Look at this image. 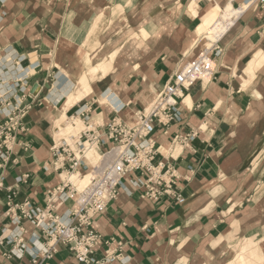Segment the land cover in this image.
<instances>
[{
    "label": "crops",
    "instance_id": "1",
    "mask_svg": "<svg viewBox=\"0 0 264 264\" xmlns=\"http://www.w3.org/2000/svg\"><path fill=\"white\" fill-rule=\"evenodd\" d=\"M128 1L0 0V97L3 105L6 100L24 114V132L16 134L10 160L0 169V264H78L60 243L44 259L43 234L27 220L13 224L7 207L8 190L16 194L13 204L43 208L47 192L61 184L50 150L58 131L54 111L64 97L54 103L53 86L60 76L73 80L77 75L76 48L98 55L114 39L112 30L127 24L128 40L113 71L65 115L70 120L85 106L89 124L106 125L115 117L130 124L134 113L152 103L169 78L202 51H194L197 42L183 54L194 27L186 8L193 3L201 14L216 2L221 9L227 4L242 9L250 0H176L167 34L161 32V0H130L131 6ZM103 7L108 12L91 33ZM141 28L149 32L148 40L139 34ZM220 45L224 52L213 79L183 92L181 122L155 125L154 163L177 170L175 190L183 203L168 197L142 199L127 177L118 198L93 221L99 234L97 259L114 254L117 259L110 264H230L244 245L264 257V63L244 72L254 53L264 54V8L248 10ZM134 64L136 71L131 70ZM114 86L116 96L110 97ZM190 132H197V138L186 146L172 143ZM72 207L69 201L54 214L63 216Z\"/></svg>",
    "mask_w": 264,
    "mask_h": 264
},
{
    "label": "built area",
    "instance_id": "2",
    "mask_svg": "<svg viewBox=\"0 0 264 264\" xmlns=\"http://www.w3.org/2000/svg\"><path fill=\"white\" fill-rule=\"evenodd\" d=\"M199 1L201 0H192L194 3ZM243 4L245 8L242 9L241 5L232 6L234 24L248 10L264 8V0H250ZM222 11L228 13L226 6ZM224 15L222 14L221 20H224ZM234 24L228 27L227 32ZM217 25L216 23L213 28ZM227 32L221 34L210 47H204L192 62L182 65L155 95L150 111L145 113L143 109L134 113L132 123H124L115 117L106 125L89 127L90 109L82 106L75 112L74 117L83 120L85 129L75 136H70L68 140H59V144L53 146L50 151L54 158L53 168L60 171V176L77 172L87 174L91 177L87 186L78 190L61 180L60 186L47 192L48 198L43 208L32 207L28 202L13 204L16 194L8 190L7 207L8 213L12 214L11 222L18 226L23 220H27L43 234L46 245L40 253L44 259H50L51 254L55 252V245L60 243L67 246L78 264H110L115 261L117 256L114 254L104 255L102 259L95 257L94 246L99 240V234L93 228V221L118 198L123 181L127 177L130 178L129 185L141 192L142 199L156 201L168 197L178 204L183 203L184 198L175 190L180 179L177 170L163 162L154 163L158 155L153 138L155 125L167 127L181 122L182 113L178 102L183 92L197 82L208 83L213 79L217 59L224 52L220 41ZM1 99L2 97L0 169L10 160L16 145V134L24 132V114L11 109L6 100L3 105ZM196 138L197 132H190L182 137L175 136L172 143L186 146ZM85 143L97 147V162L91 163L86 159ZM27 178L26 175L22 176L17 179V183ZM1 181L2 178L0 188ZM69 201L73 207L66 210L63 216L54 214ZM16 239L21 241L17 237Z\"/></svg>",
    "mask_w": 264,
    "mask_h": 264
},
{
    "label": "bare ground",
    "instance_id": "3",
    "mask_svg": "<svg viewBox=\"0 0 264 264\" xmlns=\"http://www.w3.org/2000/svg\"><path fill=\"white\" fill-rule=\"evenodd\" d=\"M226 8L228 12L227 14L222 13L223 9H221L220 5H218L216 2H213V4L201 14H198L197 7L193 3H191L190 6L186 8L185 14L194 23V27L192 31L187 34V38L184 41V44H183V54L184 55L187 54L195 46L196 44L195 42L197 41L196 39L198 38L200 33H203L205 29L213 26V24L218 23L219 26H223V28H225L226 30L228 29L230 25L234 24L233 17L232 16L230 17L228 15L230 12V9H228L229 6L226 5ZM117 10L121 11L123 10V8L118 7ZM100 11L101 12L99 14L106 15V13L108 12V7H103L101 8ZM222 14H225L224 20L220 19ZM92 27L94 31V28L96 27V23L93 24ZM129 31H130L129 29L124 30V31L121 29L118 32H115L113 34L115 36L114 39L106 46V48L100 54L95 55L93 57L89 56L88 57V60H89L88 69L84 73L81 71L83 66H81L79 62L76 61L78 71H77V75L74 77L73 80H68L64 78L63 76H60L58 78L55 86H53L54 95H53L52 100L55 103L61 97H64V98H62L63 100L61 101L60 108L57 111H54V115H55V127L54 128L56 127L59 128L57 132L61 131L62 133L70 137V136L77 135L80 131L85 129L86 126L83 123V121H81L80 119L73 118L71 120H68L65 115L66 111L69 108L73 107L78 102H80L81 100H83L86 96L91 94L93 92V87L98 86L97 83L99 81H102V80L104 81V79L107 77L110 70H112L116 56L120 48L122 47V45L125 43L126 37ZM123 33H125V36L122 37V39H120ZM139 34L142 36L143 40H147L149 37V32L145 28H141ZM131 36L133 38H137L139 35L132 33ZM86 42H88V40ZM258 56H260L262 60V64L264 63V54L262 53V51L259 50L253 54V59L250 63H247V66L244 72L246 73L252 72L253 65L256 63ZM137 66L139 65L137 64ZM65 79L67 80V82H65ZM103 104L105 105L107 104L106 100L103 101ZM150 106H151V102L145 106V109H144L145 113H148L150 111ZM59 121L67 122V123H65L63 127H60ZM89 125H90L89 127H93L97 125V123L92 122ZM86 144H88L89 146L94 145L90 143H85L84 144L85 149H86V146H85ZM86 152H85V155H86ZM94 152L96 155H99L97 148L94 149ZM98 159L99 157L94 161H90V160L88 161L91 163H94V162H97ZM60 179L66 180L64 182H68L70 184L72 183L74 185L73 186L71 184L73 187L80 190L89 184L91 177L87 174H81L77 172V173H70V174L64 173L60 176ZM246 246L245 245L242 246L240 252L237 253V255H235L236 257L235 261L239 260V264H251L252 262L253 264H264V257L258 250H255L256 248L253 250V261H250L248 256H244L246 255L245 252H247ZM234 262L230 264H233Z\"/></svg>",
    "mask_w": 264,
    "mask_h": 264
},
{
    "label": "rangeland",
    "instance_id": "4",
    "mask_svg": "<svg viewBox=\"0 0 264 264\" xmlns=\"http://www.w3.org/2000/svg\"><path fill=\"white\" fill-rule=\"evenodd\" d=\"M148 0H146V2H147ZM159 2V1H158ZM177 1L176 0H161V3L160 4H162V17H163V19H162V29H161V32H162V34H164V33H166L171 27L169 26V24H170V20H171V16H172V10H173V7H174V5H175V3H176ZM128 3H129V6H131L132 4H131V1L129 0L128 1ZM184 4H185V2H184ZM227 6H229V8L228 9H230V12H229V16L231 17L232 16V6L231 5H229V4H227ZM244 6H245V4H244ZM118 8V7H117ZM245 8V7H244ZM132 13H134V12H132ZM127 15V14H126ZM131 15H133V14H131ZM135 15V14H134ZM133 15V16H134ZM105 15H103V14H99V16H98V18H97V21H96V24L100 21V19H102L103 17H104ZM117 16V14L115 15V17ZM187 17V16H186ZM188 18V17H187ZM189 19V18H188ZM191 21V20H190ZM167 22V23H166ZM116 23V22H115ZM218 24V23H217ZM215 24H213V26H214ZM213 26H211V27H209V28H207V29H205V31L203 32V33H200V35L198 36V38L196 39L197 41L195 42L196 44H197V42H198V45H197V48H195V50L194 51H199V50H202L204 47H210L211 45H212V41L211 40H207V39H212V38H217V39H219L220 38V35L221 34H224L225 32H227V30L225 29V28H223V26H219V24L217 25V27L216 28H213ZM119 27V26H118ZM128 30L129 28H128V26H127V24L126 23H124V26L123 27H121V28H117V30H115V31H113L112 30V33H115V32H118L119 30ZM93 32V29H91V33ZM167 34V33H166ZM132 35V34H131ZM125 36V33H123L122 34V36L120 37V39H122V37H124ZM128 36V35H127ZM164 36V35H163ZM149 38V37H148ZM163 39L165 38V37H162ZM162 39V40H163ZM126 40H127V37H126ZM148 40V39H147ZM195 44V45H196ZM84 46H86V44H84ZM193 52V51H192ZM192 52H190L189 54H188V56L190 55V54H192ZM76 55H77V58H76V60L79 62V64L81 65V66H83L82 67V72L84 73L85 71H87V69H88V63H89V60H88V57H89V54H88V52L87 51H85V50H83L82 48H76ZM135 65V64H134ZM134 65L131 67V70H133V71H136V70H134ZM262 65V60H261V58H260V56H258V58H257V60H256V63L253 65V70L254 69H257V68H259L260 66ZM252 70V71H253ZM113 71V68H112V70H110V72L108 73V75L111 73ZM107 75V76H108ZM114 88H115V91H114V93L112 92V94H111V96L110 97H115L116 96V91H117V89H116V87L114 86ZM150 103V102H149ZM145 109V108H144ZM65 123H67V122H62V121H59V124H60V127H63L64 125H65ZM58 130H59V128H57ZM68 136L67 135H65L64 133H62L61 131H59V132H56L55 134H54V141H53V145L54 146H57L58 144H59V140H61V139H64V140H68ZM86 146V149H88V152H87V154H88V156H87V158L89 157L92 161H94V160H96L98 157H99V155H96L95 154V152H94V149L95 148H92V150H91V146H89L88 144H86L85 145ZM62 181H66V180H62ZM72 184V183H71ZM73 185V184H72ZM74 186V185H73ZM248 244V243H247ZM248 247H247V252H245V254L246 255H244V256H248L249 257V259H250V261H253V252H248ZM233 264H239V260H236ZM251 264H253V262L251 263Z\"/></svg>",
    "mask_w": 264,
    "mask_h": 264
}]
</instances>
